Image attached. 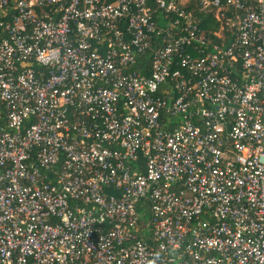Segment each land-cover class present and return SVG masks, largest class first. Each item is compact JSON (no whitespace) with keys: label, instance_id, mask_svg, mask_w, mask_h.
I'll list each match as a JSON object with an SVG mask.
<instances>
[{"label":"built area","instance_id":"1","mask_svg":"<svg viewBox=\"0 0 264 264\" xmlns=\"http://www.w3.org/2000/svg\"><path fill=\"white\" fill-rule=\"evenodd\" d=\"M0 264H264V0H0Z\"/></svg>","mask_w":264,"mask_h":264}]
</instances>
